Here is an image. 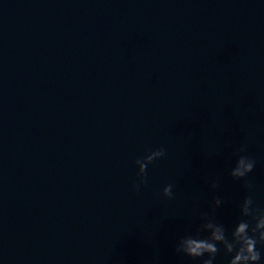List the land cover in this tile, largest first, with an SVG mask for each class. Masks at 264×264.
I'll use <instances>...</instances> for the list:
<instances>
[{"label":"water","instance_id":"95a60500","mask_svg":"<svg viewBox=\"0 0 264 264\" xmlns=\"http://www.w3.org/2000/svg\"><path fill=\"white\" fill-rule=\"evenodd\" d=\"M134 0H0V264H26Z\"/></svg>","mask_w":264,"mask_h":264},{"label":"clouds","instance_id":"9594fccd","mask_svg":"<svg viewBox=\"0 0 264 264\" xmlns=\"http://www.w3.org/2000/svg\"><path fill=\"white\" fill-rule=\"evenodd\" d=\"M164 154V148L155 147L147 150L143 157L136 163L139 164V178L133 182V189L139 187L143 178L145 162H151L154 158ZM254 166V160L247 154H244L243 148L241 154L237 156L230 173L233 177L245 176ZM172 185H163L162 191L165 195H172ZM219 203V198H216ZM240 210L245 215H250L253 223L248 220L238 221L232 228L231 238L225 235L224 227L221 224L207 221L204 224L209 229L207 236L185 235L177 242V248L188 255L200 256L208 252L209 256L203 261V264H213V256L217 252L218 243L222 244L225 252L231 253L228 258V264H258L261 261V250L256 247L258 242H264V206L253 204L251 195H244L240 202Z\"/></svg>","mask_w":264,"mask_h":264}]
</instances>
